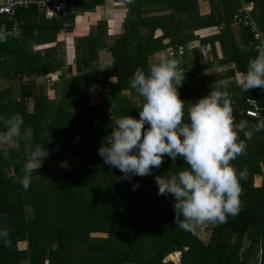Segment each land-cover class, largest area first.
I'll return each instance as SVG.
<instances>
[{
  "label": "trees",
  "instance_id": "trees-1",
  "mask_svg": "<svg viewBox=\"0 0 264 264\" xmlns=\"http://www.w3.org/2000/svg\"><path fill=\"white\" fill-rule=\"evenodd\" d=\"M173 1L171 6L165 3L168 15L160 16L158 25L151 23L146 35L136 31L156 18L146 16L151 11L137 9L125 20L123 34L109 47H105L100 35L89 34L80 39L75 61L68 66L74 75L71 100L53 104L43 93H37L31 114L21 104L16 112L3 114L0 110V118L5 121L10 116L21 115L22 133L28 128L33 133L31 147L44 146L49 153L42 167L33 170L31 184L25 190L18 179L24 175V143L17 141L18 146L9 148L7 159L0 152V229H10L11 241L8 247L0 243V264H247L258 245L259 264H264V130L254 132L251 139L240 134V140L247 145L246 154L231 164L238 172L247 170L246 179L240 181L242 210L237 216H229L226 223L212 224L207 242L196 232L175 225L174 197L158 195L154 176H169L186 168L182 158L173 162L165 156L161 168L153 169V175L132 176L129 181L122 178L119 169L105 164L98 154L102 144L108 145V136L115 127L111 117L139 118L142 100L130 87L136 69L147 72L153 63L173 57L180 59L185 80L178 92L187 109L210 93L215 80H233V70L219 74L215 72L216 66L234 63L235 69L242 73L254 58L248 29L241 28L250 53L240 50L234 41L231 29L234 9L225 21L221 17L213 21V26L223 24V31L201 40L213 48L219 43L222 59L200 64L196 50L187 47L193 36L180 31L187 28V0ZM72 2L67 0L68 5ZM28 16L33 19V27H28ZM73 20L70 8L69 16L51 19L47 28L55 35ZM21 21L22 38L1 43L4 51L20 47L27 30L29 37L34 30L42 33L44 19L35 7L22 11ZM157 29L162 32L155 37ZM103 48L111 56L112 66L108 70L92 67ZM96 91L100 101L91 105L85 94ZM227 92L237 123L244 119L254 125L264 120V114L258 119L245 115L248 97L264 106V89L242 91L240 98ZM134 94L137 101H132ZM0 130H5L1 119ZM71 162L76 168L56 172V165ZM134 185L139 187L133 190ZM93 234L107 237H92ZM21 242L26 243L23 250L18 248ZM176 253H180L178 263L164 262L167 256Z\"/></svg>",
  "mask_w": 264,
  "mask_h": 264
},
{
  "label": "clouds",
  "instance_id": "clouds-1",
  "mask_svg": "<svg viewBox=\"0 0 264 264\" xmlns=\"http://www.w3.org/2000/svg\"><path fill=\"white\" fill-rule=\"evenodd\" d=\"M257 53L240 73L242 91L264 89V44L258 46ZM184 80L181 60L174 57L149 65L147 72L136 69L130 87L142 100L139 118L111 117L115 127L108 145L102 144L98 154L129 181L132 176L153 175L165 156L173 162L182 158L186 168L169 176H154V180L158 195L174 197L175 225L195 234L199 227L226 223L229 216L242 210L240 181L246 179L247 170L238 172L231 162L246 154L247 145L240 134L251 139L254 132L264 130V120L254 125L244 119L237 123L226 91L233 83L230 78L215 80L208 95L185 109L178 92ZM23 124L19 114L7 119L5 130L0 131V152L7 159L10 145L24 143V175L18 179L27 190L33 170L42 167L49 153L44 146L31 147L32 130L22 133ZM138 187L134 185L133 190ZM9 233L8 228L0 229V243L5 247L11 244Z\"/></svg>",
  "mask_w": 264,
  "mask_h": 264
},
{
  "label": "crops",
  "instance_id": "crops-1",
  "mask_svg": "<svg viewBox=\"0 0 264 264\" xmlns=\"http://www.w3.org/2000/svg\"><path fill=\"white\" fill-rule=\"evenodd\" d=\"M95 1L98 0H74L69 5L74 16L73 22L55 35H52L47 28L51 19L43 18L41 34L38 30H34L33 35L29 37L27 30V35L23 39L25 42L21 40L20 47L8 51H4V45H0L2 51L0 53V110L3 114L16 112L20 104L23 110L31 114L35 108L34 95L37 93H43L53 104L71 100V79L74 75L70 74L68 66L75 61L80 39L89 34L100 35L105 47H109L114 39L123 34L125 20L137 9L151 11L146 13V16L156 18L154 22L148 20L150 23L146 22L136 31L146 35L151 23L158 25V18L168 15L165 3L168 6L174 4L173 0H133L132 3H128V0H103L101 4H95ZM250 2L253 5L254 20L260 28L264 29V0ZM177 4L179 5L178 1ZM237 8V0H187V30L180 28V31L193 36L187 47L196 50L200 64L210 63L213 59L217 61L222 59L223 53L219 43L216 42L213 48L209 43L201 40L214 37L223 31L224 25L213 26V21L216 22L219 17L225 21L229 18L231 11ZM169 12L182 16L174 10ZM28 21V27L31 25L33 27L31 16H28ZM231 29L239 49L250 53V48L244 44V30L234 25H231ZM161 32L162 30L157 29L154 36H159ZM46 35L49 37H45ZM41 36L44 38L41 39ZM160 55L164 57V54ZM111 64L110 53L103 48L99 52L97 63H94L92 67L97 66L99 69L108 70ZM231 70L234 71L233 83L226 90L232 96L240 98L242 96L239 85L241 76L235 69V64L228 63L215 68V72L219 74ZM111 81H114V78ZM85 96L91 105H97L100 101L98 91L88 92ZM0 119L5 125V119ZM19 244L20 250L26 248L25 242ZM259 257L256 264H259Z\"/></svg>",
  "mask_w": 264,
  "mask_h": 264
},
{
  "label": "built area",
  "instance_id": "built-area-1",
  "mask_svg": "<svg viewBox=\"0 0 264 264\" xmlns=\"http://www.w3.org/2000/svg\"><path fill=\"white\" fill-rule=\"evenodd\" d=\"M237 4L238 8L232 16V22L237 27L249 30L252 35L249 45L255 57L258 54V46L264 44V29L259 27L252 16L251 2L237 0ZM31 7H35L38 14L47 20L65 18L70 14L67 0H0V44L8 39L20 40L22 38L24 30L21 12ZM245 103L247 104L245 109L247 117L258 119L264 114V106L259 105L254 98H246Z\"/></svg>",
  "mask_w": 264,
  "mask_h": 264
},
{
  "label": "rangeland",
  "instance_id": "rangeland-1",
  "mask_svg": "<svg viewBox=\"0 0 264 264\" xmlns=\"http://www.w3.org/2000/svg\"><path fill=\"white\" fill-rule=\"evenodd\" d=\"M56 19V18H55ZM68 26V23H66L65 25H64V27H67ZM140 28V27H139ZM139 28H138V30H139ZM45 37H49V35H46ZM44 38V36H41V39H43ZM46 66V65H45ZM97 95H98V93H96ZM133 98H132V101H137V98H135V95H133L132 96ZM16 146H18V144H17V142H16V144H12L11 145V147H10V149H12V148H14V147H16ZM75 163V162H74ZM71 168L72 169H74V168H76V166L75 165H73V163L71 162V163H69V164H63V163H60V165H56L55 166V169H56V172H60V173H64V172H66V170H71ZM52 218H54V216H52ZM212 227H213V225L212 224H206V225H203V226H201V227H199L198 229H197V231H196V233H197V235H198V237L203 241V242H207L208 241V239H209V237H210V234H211V230H212ZM92 237H103V238H105V237H107L106 236V234H93L92 235ZM250 244V241H248L247 242V247H248V245ZM19 246H20V244H18ZM260 247H259V245L258 246H256V248H255V250H254V252L251 254V256H250V258H249V261H248V263L247 264H256L257 263V261H258V257L260 256V249H259ZM179 254V253H178ZM174 255V254H173ZM259 260H260V257H259ZM169 261H171V262H174V263H178L179 262V260L178 261H175V260H172L171 259V257H166L165 259H164V262H169Z\"/></svg>",
  "mask_w": 264,
  "mask_h": 264
},
{
  "label": "bare ground",
  "instance_id": "bare-ground-1",
  "mask_svg": "<svg viewBox=\"0 0 264 264\" xmlns=\"http://www.w3.org/2000/svg\"><path fill=\"white\" fill-rule=\"evenodd\" d=\"M169 257H171V259H172V260H175V261H178V260H179V254H178V253H176V254H174V255H171V256H169Z\"/></svg>",
  "mask_w": 264,
  "mask_h": 264
},
{
  "label": "water",
  "instance_id": "water-1",
  "mask_svg": "<svg viewBox=\"0 0 264 264\" xmlns=\"http://www.w3.org/2000/svg\"><path fill=\"white\" fill-rule=\"evenodd\" d=\"M179 261H180V253H179Z\"/></svg>",
  "mask_w": 264,
  "mask_h": 264
}]
</instances>
